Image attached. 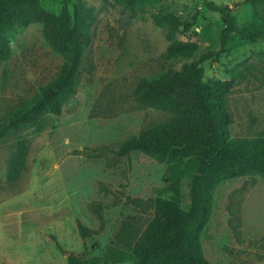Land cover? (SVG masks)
<instances>
[{"label":"rangeland","instance_id":"rangeland-1","mask_svg":"<svg viewBox=\"0 0 264 264\" xmlns=\"http://www.w3.org/2000/svg\"><path fill=\"white\" fill-rule=\"evenodd\" d=\"M85 2L93 18L75 91L60 114L40 119L39 128L24 126L0 139V264H66L62 250L90 264H131L128 251L111 244L121 222L137 214L126 197L160 196L174 198L181 206L188 203L187 159L158 161L136 151L115 154L124 139L171 118L135 101L138 81L178 70L190 60L165 55L166 29L153 17L173 15L184 23L196 15L197 22L188 31L181 26L174 38L196 42L197 57L220 47L224 26L220 14L206 3L228 6L239 22L250 15L249 0H147L133 15L118 0ZM40 3L56 13L63 0ZM8 46L9 55L0 57V126L55 78L64 61L47 44L38 22L12 31ZM227 49L219 59L202 63L203 79H228L227 70L234 64H254L257 78L248 76L227 95L229 137L264 136V68L258 63L264 41L233 37ZM20 138L28 147L24 167L11 178L7 168ZM213 196L211 217L201 234L205 258L219 264H264V178L225 180ZM92 202L101 204L103 227L82 239L77 220L90 229L100 227L88 209Z\"/></svg>","mask_w":264,"mask_h":264},{"label":"trees","instance_id":"trees-1","mask_svg":"<svg viewBox=\"0 0 264 264\" xmlns=\"http://www.w3.org/2000/svg\"><path fill=\"white\" fill-rule=\"evenodd\" d=\"M118 1L133 15L137 6L147 0ZM69 2L63 0L55 13L45 9L40 0H0V57L9 55L8 39L12 31L38 22L47 44L64 59L55 78L40 87L32 99L21 104L0 126V139L24 126L39 128L40 119L48 113L60 114L63 103L75 91L83 52L90 42L93 9L85 0H73L70 12ZM205 5L220 14L224 26L219 35L220 47L203 50L197 57H194L199 50L196 42L174 38L181 26L188 31L197 22L196 15L184 23L173 15L153 17L157 25L166 29L169 43L165 55L190 60L178 70L138 81L135 101L143 107L165 111L171 118L124 139L115 150L119 157L136 151L158 161L187 159L186 206L170 197H126L125 203L136 208L137 214L121 222L111 244L128 251L131 264H219L207 260L201 246L215 189L228 179L255 175L264 178V136L239 140L229 137L232 119L227 95L248 76L257 78L254 64L238 62L227 70L228 79L207 80L203 79L201 66L224 55L233 37L250 43L264 41V0H249L250 15L241 22L226 5ZM258 63L264 68V50L258 55ZM27 149L25 140L18 139L7 168L9 177L16 178L24 167ZM88 209L98 218L100 227L90 229L77 220L82 239L98 234L103 227L101 204L92 202ZM51 239L56 240L54 236ZM56 245L61 249L57 242ZM62 252L66 254V264H90L81 255Z\"/></svg>","mask_w":264,"mask_h":264}]
</instances>
